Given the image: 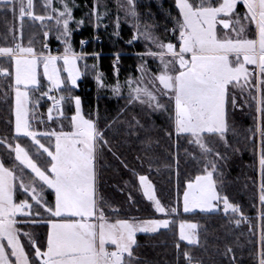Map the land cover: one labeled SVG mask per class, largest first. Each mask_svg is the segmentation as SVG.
I'll use <instances>...</instances> for the list:
<instances>
[{"label":"snow or ice","instance_id":"1","mask_svg":"<svg viewBox=\"0 0 264 264\" xmlns=\"http://www.w3.org/2000/svg\"><path fill=\"white\" fill-rule=\"evenodd\" d=\"M240 4L243 11L238 9ZM5 5L14 14L18 5L21 37L25 16L42 24L46 20L54 22L56 37L64 50L53 54L49 45L43 43V50L37 51L31 40L25 46L16 39L14 29L13 42L0 45V79L7 81L5 99L9 91H14L15 97L14 134H0V264H134L137 233L167 228L178 209L161 202L152 181L144 174L138 177L143 196L153 203L157 213L169 218H119L120 209L98 195V163L105 147L111 146L98 125L99 110L95 118L85 115L82 98L74 94L82 75L78 64L82 54L74 51L70 38L71 22L77 27L84 23L83 18L73 15L79 5L76 0H41L42 14L36 13L35 0H2L0 7ZM174 5L172 27L164 28L166 33H172L173 40L156 34L154 24L141 27L137 0L118 4L117 11L123 8L125 17L132 18L137 34L143 35L156 50L149 47L138 53V77L129 76L123 84L117 78L108 87L119 94L118 90L126 86L129 103L138 101L168 112L171 131L166 130V134H174L177 142L184 138L199 148L200 155L195 159L201 169L186 181L182 192L184 212L223 211L238 214L236 225L242 221L251 224L241 206L220 190L223 183L214 173L223 175L219 162L225 156L210 146L209 138L230 147L228 133L235 131L229 123L230 115L237 108L252 107L253 102L264 118V0H174ZM101 7L105 9L103 14ZM93 11L100 21L108 13L106 2L95 0L88 15ZM119 23L117 15V28ZM218 25L222 27L218 29ZM50 34V30L43 32L45 40ZM146 56L158 59L156 71L148 67ZM118 58L119 54L114 64ZM116 72L118 76V68ZM96 79L98 85L105 86L102 73H97ZM45 97L51 100L46 120H58L59 131L34 128L33 121L45 122L39 111ZM73 102L74 111L69 115L64 105ZM65 119L68 130H64ZM259 131V201L264 205V125ZM23 138H30V147L20 142ZM40 160L46 163L42 165ZM49 189L54 190L53 201L47 199ZM129 198L134 199L131 193ZM105 205L113 216L107 214ZM22 213L25 215L18 218ZM45 215L47 232L41 245L30 226H38L39 218ZM261 215L264 217V213ZM197 227L196 223L180 221V237L197 241L191 231ZM232 251L227 247L225 254ZM184 256L188 264H201L187 251ZM257 264H264V223L260 227Z\"/></svg>","mask_w":264,"mask_h":264},{"label":"trees","instance_id":"2","mask_svg":"<svg viewBox=\"0 0 264 264\" xmlns=\"http://www.w3.org/2000/svg\"><path fill=\"white\" fill-rule=\"evenodd\" d=\"M142 1L144 4H139L137 6L138 13L143 19H146L148 23L157 26V30L162 31L163 28L161 27L165 24L164 20H167L165 16L169 17L170 12L172 16H175L176 14L174 0H157L156 3L153 2L154 0ZM148 2H150V4L145 5V3ZM157 4H161V10L156 9ZM35 11L37 14L43 13L40 7ZM0 12V35H4L6 31L5 23H12L13 21L11 14L7 11ZM90 19L88 20L87 29L73 36L72 47L74 51L76 53L89 55L94 53L100 54V56L94 58L93 60L97 61V70L99 73H102L105 83H111L114 80L112 64L115 58L112 55L116 53H127L128 55L120 56L118 58V79L125 80L129 76H134L136 74V66L139 64L141 59L138 56L130 54L134 53V51L141 53V47L139 44H135V48L126 45L127 39L130 37V30L123 27L119 31L116 41L113 42L109 32L102 30L100 26H98L97 30L93 32L92 21ZM95 34L101 43L100 46L92 43V38ZM82 40L86 41L87 44L86 47L81 50L80 41ZM41 41L42 38L40 39V42ZM49 44L54 46L52 41H50ZM58 50L61 52V49ZM37 51H39V49H37ZM10 70L12 71V69ZM78 84L79 87L74 89V94L79 95L82 98V107L85 115H88V113L91 114L97 107L100 114L99 119L101 120L102 116L106 117L102 124H98L99 127L104 130L106 139H108L111 146L110 149L105 147L102 153L101 162L98 163V179L104 182L105 187L104 189L102 188L101 191L106 195V201L119 209L124 205L122 200L124 197L120 193L119 189H121L120 187L122 183L131 176L130 170H135V172L139 175L145 174L143 170H141V167L147 166L150 169L153 167L151 164L147 165L144 161L139 164L138 161L142 159L138 155L141 150L144 149L143 147L146 145L153 146L155 143H157V150L152 151V154L159 156V159L155 163H151L156 168L163 167L162 169H164L163 172L156 173L155 170H150L149 172L148 178L154 185L155 194L166 206L173 205L176 199L177 201L180 200L183 189L186 187V181L189 178H194L201 166L188 159L187 155L183 152L184 148L181 145H179V147L176 146L177 150L174 153L172 150V137L167 140L161 139L163 134L162 131L158 132V129H161L159 124H153L154 130L150 133L149 137H142L143 135L140 134V137H138L135 143L134 140L133 142L127 141L125 143L124 140L121 139L122 137H119V135L115 134V132H112L111 134L109 131L111 127L114 126H111L108 123L118 115L119 111L124 106V101L122 99L111 100L109 96L104 94V92H98L93 80L92 72H83V77ZM9 106L10 101L1 100L0 94V134L7 133L8 135H13ZM72 112V110L66 111L69 115ZM248 112L247 116V113L245 114L239 110V115L236 117L235 115H237L238 111L234 110L229 117V123L232 128H234V130L238 128L241 132L243 139H241L240 142L242 143V146L248 148L246 151H243L240 156H237L236 160H232V166L230 165L232 169L228 172V174L224 173L221 169L220 172L223 174L221 181L224 186L220 190L224 194L228 195L231 202L239 204L245 215L250 217L253 215V211L251 206L248 203H245V200H247V202L248 200L251 202V199H248L250 193L248 190L245 191V186L247 187V182H249L247 181L249 175L248 167L252 164V162H255V158L252 157L253 153L250 154L249 151L252 148L254 154H256L258 146L257 139H259V146L261 149V134L260 131L259 134L257 133L256 128V103L252 105L250 111ZM231 122L234 124H231ZM106 125L110 126L105 127ZM262 125H264V118L260 115L258 128ZM244 131L245 134L242 133ZM20 142L23 145L30 147V142L26 138L21 139ZM230 142L232 143V141ZM162 147L163 150L169 152V156L161 151ZM135 155L139 160L135 159ZM39 163L43 165L46 161L40 160ZM147 163L149 164L150 162ZM215 176L219 180V175ZM252 178L253 182H256L257 174L255 172L252 173ZM250 185L255 186L253 183ZM47 198L51 201L53 199V194L49 191L47 192ZM132 208L136 218L139 219L167 218L166 216L156 215L151 206L140 198L133 199ZM110 216H113V213H111ZM118 217L129 218L121 209L118 213ZM47 218L48 217L45 215L41 217L40 220L46 221ZM173 220L174 222L169 225L167 230L160 231L153 235H137L138 246H134V264H188V260L184 256L185 251H187L196 260H199L201 264H255V254L257 255L256 243L254 244L252 250L240 252L242 254V258L231 260L229 254H225L226 250L224 247L227 245L231 246L233 249L232 252L235 256L236 251L230 240L225 241L228 244L224 246L221 245V242L218 243V240H216L221 239L223 244L224 236H222V230L225 228L224 224L226 219L221 215V213L218 212L214 214L202 215L199 213L185 214L180 212L176 216H173ZM182 220L196 223L199 226L200 231L202 227V230L204 231L203 235H201L202 240L204 237L206 242L203 240L200 242L201 245L198 244L197 248L196 246H187L179 241L177 226ZM221 225H223V227ZM30 227L33 234L39 239L41 245H43L47 232L45 223ZM177 245H179V247H177Z\"/></svg>","mask_w":264,"mask_h":264},{"label":"rangeland","instance_id":"3","mask_svg":"<svg viewBox=\"0 0 264 264\" xmlns=\"http://www.w3.org/2000/svg\"><path fill=\"white\" fill-rule=\"evenodd\" d=\"M0 2H2V0H0ZM25 2H26V0H25ZM105 2L107 4L108 13H107V15H102L101 20L97 21L96 20V12L93 11L90 16L88 15L90 8L95 4V0H76V3L79 6L74 8L73 15L76 17V19L83 18L84 23L81 24L79 27H77L75 22H71V28L73 29L72 34H71V38H70L71 44L73 43V36L75 34H78L81 31L87 29L88 20L91 18L90 20L92 21L93 32H95V30H97L98 26H100V28L102 30L109 32L113 42H115L117 37H118L116 35V32L117 31L119 32L123 27H125L128 30H130V34H129L130 37H129V39H127V42H126L127 46L135 48V44H139V46L141 47V53L146 52L149 47L153 48V50H156L155 46L152 45L150 41L146 40L143 35L137 34V32L134 28V25L132 23V18L131 17H125L124 9L120 8L119 11H117L118 4L124 3L125 0H101L102 4ZM153 2L156 3L157 0H154ZM35 3H36L35 10H37V8L40 7L41 10L43 11V8L41 7V0H35ZM139 4L141 5L144 3L142 0H137V6ZM149 4H150V2L145 3V5H149ZM57 6H59V5H57ZM160 6H161V4H157L156 9L161 10ZM238 9L240 11H243L244 10L243 5L240 4L238 6ZM0 11H2V12L7 11L9 14H11L12 21H13L12 23H7V24L5 23L6 31H5L4 35H2V34L0 35V45H4V44H8V43L13 42V39H12L13 31L12 30L14 29L16 39L22 40V43L25 46H28L29 41L31 40L32 45L36 49H39V51L43 50L41 47L42 44L47 43L53 54H56L58 49H61V53L63 52L64 46H63L62 42L60 40H58L56 37V26H55L54 22L46 20L44 22V24H42L38 20L34 21L31 17L25 16L23 19V22H22L23 23L22 33L23 34L21 37V35H20V33H21V20H20V16H19L18 5L16 8L15 14L13 13L12 8L8 5L0 7ZM99 11L103 14L105 9L103 7H101L99 9ZM137 12H138V8H137ZM117 15H119V17H120V23H119L118 28L116 25ZM165 18L167 19V20H164L165 24H163L162 27L160 26L161 28H163L162 31L157 30L156 29L157 26H155L154 31L162 39H173L174 40L175 38L172 36L171 32L166 33L164 31L165 26H167L168 28L172 27V15H171V17L165 16ZM139 20H140L141 27L145 23H148L146 19H143L140 16V14H139ZM148 24H150V23H148ZM45 25L47 26V28L45 27ZM221 27H222V25L217 26L218 29ZM45 30L51 31V34L47 37L46 40H45V37L43 36V32ZM5 36L7 37V40L4 39ZM134 36L136 37L135 39H133ZM41 38H42V41L40 42ZM130 40L132 41L131 43H129ZM50 41H52L54 43V46H51L49 44ZM82 41H83V43H81ZM82 41H80V49L81 50L84 49L86 47V44H87L86 41H84V40H82ZM92 43L97 44L98 46H100V44H101L100 41L98 40V38L96 37V34L92 38ZM93 52H95V51H93ZM77 54H81V53H77ZM117 54H119V57L128 55L127 53L113 54L112 56L116 60H117ZM130 55L138 56L140 58L137 51H134V53H132ZM98 56H100V54H97V53L90 54V55L89 54H82L81 59L78 60V64H80V67H81L82 75L78 79L80 82L82 77H83V72H92L93 73V80H94V83H95V86H96V89L98 92L99 91L104 92V94H106V96H109L111 100L122 99L124 101V106H123V108H121L118 115L114 119L110 120L108 123L111 126H114V127H111L109 132L111 134H112V132L113 133L115 132V134H118L119 137H122L121 139L124 140L125 143L127 141L133 142V140L135 143L137 141L138 137H140V134L143 135L142 137H149L150 133L154 130L153 124H159V127L161 129H158V132L162 131V134H163L161 139L167 140L168 138L172 137V144H173L172 150H173V152L174 153L176 152V150H177L176 144L179 143V145H181L184 148L183 152L187 155L188 159L192 160L193 162H196L197 164H199L201 166V164L198 163L197 160L195 159L196 156L200 155V151H199V148L197 146L189 144L188 141L184 138H181L179 140V142H177V137L174 134L171 137L166 134V130L171 131V128H170L171 122L169 120L168 112L162 111V110H155L153 108H150L147 105L141 104L138 101H134L132 103H129V89L126 86L121 87L118 90L119 94L114 93L112 91L111 87H108V85L115 84L117 81V78H118L117 72L114 70L113 65H112V68H113L112 70H113L114 80L111 83H109V82L105 83V81H104L105 86L98 85V82L96 79V75H97V73H99L97 70V61L93 60L94 58H97ZM144 59L147 60L148 67L151 68L153 71H156L157 64L159 63L158 59L148 57V56H146ZM90 60H93V61H90ZM140 63H141V61L139 62V64ZM12 71L14 72V69H12ZM139 75H140V71H139L138 67L136 66V74L134 75V77H138ZM102 79H103V77H102ZM125 80L119 79V81L122 84ZM0 85H3V87H0L1 100L10 101L9 112H10V116L12 119L11 125H12L13 134H14V110H13L14 104H15L14 91H9L7 99H5L4 94H5V88H7V81L1 79ZM54 94H57V93H54ZM34 95H39V93H35ZM254 103L255 102H253V104ZM47 104L49 106L51 105L50 103L46 102L45 98L43 100H41L40 105H39V111L41 114H43V116L45 118V122L41 123L38 121H33L32 123L34 125V128L39 129V130H48L51 128H55L56 130L59 131L60 129L58 127V123H59L58 120L56 123H53L52 121L46 120L47 113L45 114V108H46ZM64 106H65V111H67V110L74 111V102L73 103H65ZM97 109L98 108L96 107V109L91 113L92 118L96 117V110ZM250 109H251V107H247V106H245L243 108V110H241L240 108H237V109H235V111H238V113L235 116L238 117L239 110H240V112H243L245 114L247 113L246 115L248 116V113H249L248 111H250ZM53 115L55 116V114H53ZM255 115H256L257 133L259 134V128L258 127H259L261 113H258L256 111ZM99 118H100V114H99ZM105 119H106V117L102 116L101 120L100 119L98 120V124H102V122ZM54 120H56V117L54 118ZM137 120L139 121V124L136 123ZM63 123L66 126L64 130H68V128H67L68 120L65 119L63 121ZM231 124H234V123L231 122ZM105 130H106V128H105ZM245 131L242 133L245 134ZM116 132H119V133H116ZM26 139L30 142V138H26ZM241 139H243V137L241 135V132L238 130V128L235 129L234 132L229 131V133H228V141H229V144L231 145L230 147L224 146L219 141H217L215 138H209L210 146L216 147L225 156V159L219 162L220 171L222 169V171L224 173L228 174V172L232 169V167H230V165L232 166V163H233L232 160H236L237 156H240L243 151L247 150L248 147L242 146V143L240 142ZM230 141H232V143ZM43 142L48 143V141H46V140ZM257 143H258V146H257L256 154H254V151L252 150V148L250 149V151L248 150L250 152V154L253 153L252 157L255 158L254 159L255 162H252V164L249 165V167H248V174L249 175H248L247 181L252 182L253 184H255V186L250 185L252 183H249V182H247V187L245 186V191L248 190L250 193L248 196V199H251V202L249 200H248V202H247V200H245L246 201L245 203H248L251 206V209L253 211V215L250 216L251 224H249L247 221H245V222L242 221V223L240 225H236L235 220L239 219L238 214L233 216L231 213L225 214L223 211H218L219 213H221L222 216L225 217L226 222L224 224L225 228L222 230V236H224L223 244H222L221 239H216V240H218L217 241L218 243L221 242L222 246L228 244L225 241L230 240V242H232V244L234 245V249L236 251V256L233 252L228 253L231 260H235L236 258H242V254L240 252H246L248 250H252L254 244L256 243L257 244V252H256L257 255L255 254V260H256V262H254L255 264H257L258 254H259V250H260V227L264 221V217H262V215H261L262 213H264V205H262L259 201V192H260L259 185L261 182V171H260V165H259V155H260L261 149L259 146V139H257ZM143 148L144 149H142L140 154L138 155V156H140V158L142 160L137 159L136 155H135V159L139 160L138 161L139 164H141L142 161H144V162H146L147 165L151 164L153 166V167H151V169L147 166L141 167V170H143V172L145 173L144 175L148 176L150 170H152V171L155 170L156 173L157 172H163L164 171V169H162L163 167L156 168L151 163V162L155 163L159 159V156H157V155L155 156L152 154V151L157 150V143H155L153 146L146 145ZM2 151H3V147L0 146V152H2ZM161 151L163 153H165L167 156H169V152L163 150V147L161 148ZM111 152H112V150H111ZM151 155H153V156H151ZM212 155L214 157V153H212ZM13 158H14V156H13ZM101 159H102V154H101V158H100L99 162H101ZM147 162H150V163L148 164ZM200 169H201V167L199 168V170ZM26 171L29 173L31 172L30 169H26ZM130 171H131V176L128 177L126 179V181L122 183V185L120 187L121 189H119L120 193L124 197L122 199L124 205L120 209L123 212H125L129 218L130 217H136L134 210L132 208L133 199L129 198V193H131L132 197L140 198L144 202L148 203L156 215L166 216L167 218H169L167 214H161V213H157L155 211L153 203L151 201H148L147 197L143 196L142 186L140 185L139 178H138L139 175L133 170H130ZM254 172L257 174L256 182H253V178H252V173H254ZM215 175H219V174L214 173V176ZM218 178H219V180H221L222 176L219 175ZM132 183H133V186H132ZM223 186H224V184H223ZM104 187H105L104 182L102 180L98 179V195L104 197V199L106 200V198H107L106 195L103 194L101 191L102 188L104 189ZM113 187H115V186H113ZM117 188H118V186H117ZM48 191L53 194V199H52V201H53L54 200V190L49 189ZM47 192H46V196H47ZM49 201H51V200H49ZM169 207H177V209H178V211L176 213L171 215L170 224H172L174 222L173 216H176L180 212L186 214V212H184V210H183V196L178 201L176 199L174 201L173 205H171ZM41 210L43 211V209H41ZM105 210H106L107 214L110 216V214L112 212L108 211V208L106 205H105ZM218 212L217 211L203 212L200 209H193L187 213L188 214L199 213L202 215H206V214H214V213H218ZM24 215L25 214H23V213L18 214V218L23 217ZM43 223H44V221H41L40 224H43ZM221 226L223 227V225H221ZM167 228H169V226ZM167 228H164L162 226L160 228L162 230L158 229L159 231L148 232V233L139 232V234L153 235V234H156L160 231L167 230ZM250 229H252V231H250ZM186 231H189L187 229V227H186ZM191 231H194V234L196 235L198 242L197 241L184 240L182 237H180V234H179L180 233V223H179L177 226V233H178L179 241L186 244L187 246H196V247L198 246V244H200V242H202L203 240L205 241L204 237L202 240V236H201V235H203V232H204L202 230V227H201V231H200L199 226L195 230H191ZM200 236H201V240H200ZM227 247H231V246L230 245L225 246L224 247L225 250ZM233 256L235 257L234 259L232 258Z\"/></svg>","mask_w":264,"mask_h":264},{"label":"built area","instance_id":"4","mask_svg":"<svg viewBox=\"0 0 264 264\" xmlns=\"http://www.w3.org/2000/svg\"><path fill=\"white\" fill-rule=\"evenodd\" d=\"M114 61H116V59H115ZM112 65H113L115 71H116L117 68L119 69V67H118V62L115 63V64H114V62H113ZM52 95H54V93H52ZM45 99H46L47 102H51V100H49L48 97H45Z\"/></svg>","mask_w":264,"mask_h":264},{"label":"crops","instance_id":"5","mask_svg":"<svg viewBox=\"0 0 264 264\" xmlns=\"http://www.w3.org/2000/svg\"><path fill=\"white\" fill-rule=\"evenodd\" d=\"M41 70H42V68H41ZM80 77V76H79ZM78 82H79V79H78ZM49 107V105L47 104V106H46V108H45V114L47 113V108ZM55 114V113H54ZM54 118H55V116H54ZM163 229V228H162ZM162 229H159V230H162ZM159 230H157V231H159ZM137 235H140L139 233H137Z\"/></svg>","mask_w":264,"mask_h":264},{"label":"bare ground","instance_id":"6","mask_svg":"<svg viewBox=\"0 0 264 264\" xmlns=\"http://www.w3.org/2000/svg\"><path fill=\"white\" fill-rule=\"evenodd\" d=\"M106 24V23H105Z\"/></svg>","mask_w":264,"mask_h":264}]
</instances>
